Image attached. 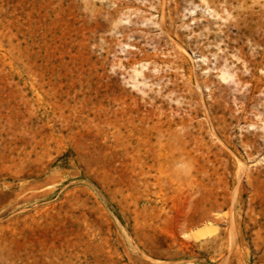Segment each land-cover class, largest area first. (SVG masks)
<instances>
[{"label": "rangeland", "instance_id": "374dc122", "mask_svg": "<svg viewBox=\"0 0 264 264\" xmlns=\"http://www.w3.org/2000/svg\"><path fill=\"white\" fill-rule=\"evenodd\" d=\"M0 264H264V0H0Z\"/></svg>", "mask_w": 264, "mask_h": 264}, {"label": "bare ground", "instance_id": "6f19581e", "mask_svg": "<svg viewBox=\"0 0 264 264\" xmlns=\"http://www.w3.org/2000/svg\"><path fill=\"white\" fill-rule=\"evenodd\" d=\"M216 228L217 227H215L214 225H212L211 222H209L208 224L194 230L193 234H194V237L196 238L205 237V236L213 234L216 231Z\"/></svg>", "mask_w": 264, "mask_h": 264}]
</instances>
